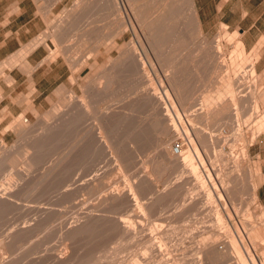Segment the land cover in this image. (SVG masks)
I'll return each instance as SVG.
<instances>
[{
    "label": "rangeland",
    "instance_id": "rangeland-1",
    "mask_svg": "<svg viewBox=\"0 0 264 264\" xmlns=\"http://www.w3.org/2000/svg\"><path fill=\"white\" fill-rule=\"evenodd\" d=\"M135 1L137 4L138 0ZM141 1L144 3L147 1V3L149 2L150 4V2H159L160 0H140L138 3H141ZM106 2L107 0H0V66L8 56L18 53V50L20 51L21 47L35 36L40 35L42 32H53L55 26L60 23L57 21L65 19L62 22L65 23L64 27L66 26L62 32L64 36L61 35L56 41L52 38L50 39V37H46L43 42L39 43L40 45L37 44L34 46L35 49L31 48V52L26 54L25 60L27 62L29 61L28 64L32 66H30L31 72L29 74H26V72L19 67V64H17L18 62H16V65L12 66L13 68L2 69V72L10 75L12 81L9 80V82L11 83L3 80V76L0 75V138H3L2 141H0L4 143V147H1L3 143L2 145L0 144V159L4 156V158H9L10 156L9 159H11V154H15L16 160L15 163L10 164L12 168L9 165H0V193L14 187L13 182L20 179L17 177H19V172L23 168L20 165L22 163H19L21 162L20 160H22L21 153L24 154L23 149L31 148L28 146H30L31 143L33 144L35 140H38L39 143L41 140L40 152L42 151L40 153V155H42L39 156L40 160L37 162L38 165L36 164L37 166H33V171L30 173L31 176L28 178H31V180L28 182V179H20V184L24 187H28L27 189L30 191H32V188H36L35 184L38 181L36 184L38 186L37 191L33 189L34 192H30L26 188L23 189L24 187H22V190H17L16 185V187L13 188L15 190H11L12 192L14 191V195L18 194L15 196L16 198H12L14 200L11 199V201H7L6 199V202L0 199V226L2 224L3 227H1L5 228L2 229L0 227V231H2V233L4 232V236L0 232V236L2 235L0 239L5 240L8 237L9 234H7V232L14 227L13 225L21 230H18L19 232L17 231V234L14 232L15 236L17 235L16 238L14 236L12 239L14 240V243L12 242L14 245L11 243L12 246H5L4 248L8 247L6 248L7 250L0 248V255H2L0 258L6 256L8 264H33L34 262L36 264L38 260L41 262L43 260V262H37V264H175V261L176 263L178 262L177 264H221L217 260L212 261L205 258L199 249L202 248L203 243L205 244L207 240L220 243L222 235L226 236H224L223 239L227 238L226 230L230 229V224L226 221L224 209H227V211L230 210L231 213L229 212V214L232 215V220L236 222L238 230L242 231V229H244L249 238L248 240L251 241L252 239L254 251H260L263 249V242L262 244H260V242L261 239L262 241L264 239V232H262V228L260 229L259 222L257 221H260V218H264V132H258L254 136V139L251 137L255 127L256 129L259 128V130L264 128V0H196L202 24V33L198 36L195 35V30H193L194 26L192 24L191 11L188 4L189 0H172L171 5H174L172 8H175L172 9L173 11L171 13L173 22L171 21L169 25L171 28L169 27V30H167L171 32H169L168 35H166L168 32H165L163 35L164 38L162 37L160 40L156 38L155 41L157 45L154 43V39L152 40V38L148 36L149 30L144 29V34H146L143 38L138 41H133L134 43L132 42L129 44L127 48L122 43L128 40V36H121L118 38V44L120 45L115 48L109 43L112 39L109 35L115 33L114 29H117L116 27L119 26L120 19L114 12H109V10L104 7L107 6ZM174 2H176V4ZM147 3L145 7H143V16L150 13V8L153 9V5L150 4V7ZM75 4L77 9H75ZM146 5L149 7L147 6V8ZM72 8L75 9L73 10L74 12L71 10ZM69 10L72 11L73 16L71 15L70 17L69 15L68 18L66 17V12L69 13ZM105 11L108 15H106ZM64 15L66 18H63ZM114 18L118 19L115 21L113 20ZM115 23L118 25H112ZM111 30L114 33H112ZM149 39L152 41H149ZM142 42H146L147 44L141 45L140 43ZM150 43L152 45H150ZM148 44L154 47L157 46L155 47L156 50L154 47L148 46ZM129 46L134 47L130 48ZM95 48L96 50L93 51ZM120 48L123 51H121ZM123 48L126 49V52ZM131 49L135 51L131 53ZM150 50L155 51L151 52ZM127 52L131 53L129 54L131 56V62L129 60L130 57H127L129 55H126ZM54 55L55 57H53V59L52 56ZM124 57L129 60L127 63V59ZM136 57H138V61ZM149 60H152V62L150 61L151 63H149ZM75 67L78 69L76 70ZM104 73H108V76L111 78L110 84H107V86H103V82H98V77L102 76L100 74ZM215 74H218V76L216 77ZM101 79L103 80V78ZM95 82L98 83L95 84ZM86 86L87 88H91L85 90ZM69 96L71 98L73 97L72 105L76 101L75 98H79V100L80 98L81 100L85 99V101L89 99L86 103L89 107L88 109L86 106L89 112L87 113L86 111L83 113L84 116L81 115L83 116L80 117L81 120L78 118L76 121L72 120V123L69 122L68 126L66 124L64 129L62 126L59 127L58 130L45 131L43 128H45V125L49 122L46 118H49L51 121V118L47 117L51 112V107L56 105L58 109L60 106L63 108V100H68ZM88 101L92 104L88 103ZM213 105L215 109H213ZM91 106L93 108H91ZM32 110H36V114H33L34 112ZM91 110H94L92 111L93 113ZM46 111L50 112L48 113ZM208 111L209 113L215 112V114L219 115L224 113V116L222 115L224 117L223 121H226V123L229 121V123L226 124L217 121L211 124L207 121L205 125L203 120H200L203 122L198 120L200 122H198L200 128L204 129L207 126L209 129H205L210 130L212 133L217 132L214 130H216V128L218 130V125L220 123L222 127L219 126V129H222V134L224 138H226L221 140L222 142L213 143V146L215 145L214 149L213 146H209L213 152L211 149H207L208 147L206 148L207 150H205L204 146H201L202 144L199 145L196 143L197 150L198 152L200 151L199 153L204 161V166L201 165V167H204L205 169L203 168V170L205 171H202L198 163L199 161L194 155L193 160H197L195 163L196 165L198 164V173H200L196 174V176H193V173L189 170H184V168H180V170L174 167V169H172L173 167L170 168V164L166 163V166H169L166 172H163V170H161L163 173L154 171L157 175L153 172L151 173L154 175L149 173L150 177L152 176L150 178L152 180L149 179L147 180L148 182L146 181V183H143V187L146 184L147 187L149 186L148 189L145 186L144 189L146 188V190H144L145 192L143 191L142 194H140V192H135L136 202L143 203L139 207L134 205L131 198L133 197L132 192H130L131 190L126 184L134 183L136 179L145 175V172L151 171L150 166L152 167V165L155 166L163 162V143L170 148L173 142H178L180 145V152L186 155L189 151L186 136L190 135L193 137V125H197V118L195 119L194 117L200 115L201 112L204 114L208 113ZM22 112L25 113L23 114ZM44 112H46L47 116H45L46 114H44ZM21 113L23 118L27 117L26 122L29 125L27 135L26 133L20 135L17 132V134H15L10 126L13 117L15 118ZM41 115L45 116V118H42ZM225 115L227 116L226 118ZM38 118L41 120L43 119L42 121L39 119L42 123L37 121ZM35 122H38L39 124H37L39 126H37ZM163 124L166 126L168 125L169 128L165 130V125L162 127ZM35 125L38 128H36ZM202 125L205 126L203 127ZM212 125L213 130L212 128L210 129ZM9 126L11 127L10 130L8 129L10 128ZM98 126H101V128ZM214 126H216V128H214ZM4 127H7V130L3 132L2 130ZM32 127L35 132L40 130L39 133L38 131L36 132L38 135L32 130ZM197 127L199 128V126H196V128ZM99 131L102 133V136L100 135L101 138H99ZM255 131H258V129ZM18 134L23 137L21 138ZM39 134L42 136V139L39 137ZM49 134L53 136L50 137ZM105 134L109 137L108 141L110 143L106 140L108 137L104 136L103 139V135ZM25 137L29 138H27L29 142L24 139ZM31 137H34V139H31ZM43 138L45 139L43 140ZM30 139L34 141L30 142ZM42 140L45 142L43 143ZM193 141H195V139H193ZM19 142H22L21 146L24 148L19 147ZM105 142L112 145L108 146ZM16 143L19 146H16ZM26 144L29 145L27 146ZM111 146H113L114 149H112L113 147ZM199 146L202 149H200ZM216 148L219 149L216 150ZM13 149L16 151L13 152ZM28 149L27 151L30 152L31 149ZM208 150L210 151L208 152V156L211 157L213 155L214 159H212V157L207 158L206 152ZM18 151L21 152V156H19L20 154ZM112 152H119L117 154L123 156L122 160L126 159L124 163L120 160L121 158L119 159L120 156L115 157ZM215 154L217 155L216 157L214 156ZM16 155L19 156V159ZM113 158L117 159L114 160ZM118 160H120L121 164H119L120 162ZM117 162H119V165L116 164ZM146 166L148 169H145ZM16 169L18 171L17 177L14 175L17 171L13 173ZM119 169L121 170L119 171ZM207 174H209V176ZM42 175L44 177H42ZM36 176L39 178L37 179ZM78 176H80V178ZM154 177L156 178L154 179ZM208 177L210 178L208 179ZM22 181L25 183L23 184ZM8 183L12 184V187H9L10 185H8ZM32 184L34 186H32ZM30 186L32 188H30ZM213 186L218 189L217 192L214 191ZM229 186L230 188H228ZM114 188L119 189L121 194L119 193L118 195L122 197V200L118 196L120 201L118 199L116 200L117 203L115 208L111 206L108 209L110 211L112 210L111 212L108 210V212L101 211L103 212V216L105 215V218L113 216L111 217L112 219H110L111 221L107 218L110 221H108L110 227L120 222V220L116 222L119 217L121 220L124 219L132 222L135 229H137V225H140L139 222H142L143 224L141 223V227L139 226L142 230L138 228L137 231L141 233H148L149 231V233H152V236H154L152 239L157 240L156 242L154 240V242L158 245L160 239L163 240V242L160 241V251H158V249L154 251V249L149 250L145 248L144 244L138 242L139 238L137 237V240H135L136 238L134 237L133 239L131 236V238L128 237L129 239L126 238L127 236L125 237L126 239H123V236H117L118 232L111 230L109 225L107 226L108 223L106 224L107 227L103 226L105 225L104 223L107 222L104 219V221L102 219H100L99 222L97 221L98 225L95 226L97 229L95 227L93 229V231L96 230L94 231L97 233L96 236L93 232H88L93 236L84 232L75 235L70 238V240L67 238L65 239L63 232L70 222L72 223L75 221L76 218H78L77 215L80 217V214L82 215L86 210H89L91 208V202H95L101 193L108 190L110 192L112 191L111 189ZM78 189L80 191L77 192ZM87 191L89 192L87 193ZM153 193H156V195ZM158 193H160V196H158ZM25 194L27 195L25 196ZM33 195L34 197L37 195L35 198H39L38 201L40 202L36 199V205L34 204L35 206L30 207V209L25 205L32 202V200L29 201V199H33ZM15 200L19 201V208L17 207L18 201H16V205L13 203ZM88 206L89 209L87 208ZM23 207H25V209ZM231 209H235L238 213L233 210L236 215L232 214L233 212ZM95 211L98 214L101 213L99 210H94L95 214H97ZM33 213L34 216L39 215V217L37 219L34 218ZM115 215H117V218ZM217 216L221 217L220 221H218L219 217ZM42 218H44V220ZM11 219H13V221ZM134 221L135 223H133ZM67 223L68 225H66ZM24 224H27L26 226L28 228ZM34 224L36 227H32ZM61 224H64L63 227ZM218 224H220V226ZM99 225L102 226V230L101 227H97ZM223 225L224 228L222 227ZM6 226L8 229H6ZM151 226L155 229H152ZM168 226L171 229H169ZM227 226H229V228H227ZM143 227H145L146 230ZM163 227L164 230L167 231L164 235L162 234L164 233V230H162ZM22 228H27L25 231L30 229L24 234ZM60 228L62 231H60ZM160 228L163 232L159 230ZM172 228H174L173 235H170L172 233L171 230H173ZM143 229L145 230L144 232ZM154 230L156 232L158 231L159 234L161 233L160 236L157 235ZM137 231L135 234L139 237L141 233ZM153 232L155 235H153ZM8 233H11V230ZM106 233L108 234L106 235ZM115 236L117 238H115ZM156 236L162 238L159 239ZM60 238H62V240ZM166 238H168V242L164 240ZM40 239L41 242L39 243ZM67 240H69L70 243H68ZM61 241L63 243V247L61 245L63 249L60 247ZM135 241L138 243L135 244ZM46 244L49 247L48 249ZM64 244L66 246H64ZM67 245H71L70 248ZM164 245H167V247L170 246L168 247L169 249ZM14 246L18 248V252L16 249L12 248ZM114 247L116 248V256L119 255L116 258L113 255L115 252ZM118 247L123 249L121 250L122 252L119 251L120 249H117ZM40 248L44 250H40ZM66 248L69 250L67 251ZM197 248L198 250H196ZM30 249L34 251L36 255L33 254ZM139 249L143 251L140 253ZM58 250L70 252L69 255H67V260L58 261V259L56 260L53 258L54 253L56 254L59 252ZM37 251L42 253V256ZM44 251H48L47 255ZM150 251H152V253ZM161 251L165 252V257H168V261L164 256H162L163 259H161L160 254H164ZM148 252L151 254L149 255ZM155 252L157 253L155 254V258L161 259V261L157 259L158 261L155 262L156 259L154 257L152 258L151 255L154 256ZM117 253L122 254L117 255ZM145 253L147 254L145 255ZM33 255L34 257H32ZM29 257L35 260L30 261V259H28ZM39 257H41L42 260ZM111 257L115 258V261L117 258L119 259L116 263L112 260L113 263L111 260H107L109 258L112 259ZM164 258L166 260H164ZM94 259L96 263H93ZM178 259L181 260V262H179ZM227 259L228 261L222 264H235L236 262L232 257H228ZM263 260L262 256H258L256 264H259ZM10 261L11 263H9ZM163 261H165V263ZM263 262L261 264H263Z\"/></svg>",
    "mask_w": 264,
    "mask_h": 264
},
{
    "label": "bare ground",
    "instance_id": "bare-ground-1",
    "mask_svg": "<svg viewBox=\"0 0 264 264\" xmlns=\"http://www.w3.org/2000/svg\"><path fill=\"white\" fill-rule=\"evenodd\" d=\"M140 0H138V2H139ZM146 1V0H145ZM172 0H160L159 2H157V4H156V2L155 1H153L152 3L150 2V4L151 5H153L152 6V8L153 9H151L150 8V13L149 14H147L146 16H143L144 14H143V7H145V4L147 3V1L144 3L143 1H141V3H138L137 2V4H136V1L135 0H107V6H104V7H106V9H108L109 10V12H114V14H116L118 17H119V19H120V21H119V26H117L116 25V23L115 24H112V25H116L117 27V29H114L115 30V33L112 31V33H114L113 35H109V37H111L112 39L110 40L111 42H109V43H111V46H113L114 48L115 47H117L118 45H120V44H118L119 43V41H118V38H120L121 36H124V37H126V36H128V40L126 41L125 40V42H123L122 44L123 45H125V47L127 48V46L129 45V44H131L133 41H138V40H140L141 38H143V36L146 34H144V29H147V30H149V34H148V36H150L151 38H152V40L154 39V41L156 40V38H158L159 40H160V38H162L163 37V35H164V33L165 32H168V33H166V35H168L169 34V32H171V31H167V30H169L168 28L170 27L169 25H170V23H171V21L173 20V18L171 17L172 15H171V13H172V9H175V8H172V7H174V5H171L172 4V2H171ZM178 1V0H177ZM82 2V1H81ZM180 2V1H179ZM183 2V1H182ZM175 4H176V2H174ZM147 4H149V2L147 3ZM150 4H149V6H150ZM179 4V3H178ZM189 7H190V11H191V20H192V24H193V26H194V29L193 30H195V35H200V33H202V24H201V18H200V15H199V13H198V7H197V4H196V0H189ZM103 5V4H102ZM101 5V6H102ZM148 5H146V7H147ZM148 6V7H149ZM147 7V8H148ZM151 7V6H150ZM146 8V9H147ZM75 9H77L76 8V4H75ZM74 8H72L71 10L73 11V10H75ZM103 9V8H102ZM105 9V10H106ZM79 10V9H78ZM70 11V10H69ZM72 11H70L69 13H67L66 12V17H68L69 15H70V17H71V15L73 16V14H72ZM74 12V11H73ZM108 12V11H107ZM71 13V14H70ZM105 13H106V11H105ZM104 13V14H105ZM111 14V13H110ZM106 15H108V13H106ZM112 15V14H111ZM59 17V16H58ZM62 17V16H61ZM65 17V15H64V17L63 18H66ZM115 17V16H114ZM185 17V16H184ZM62 18V19H63ZM69 18V17H68ZM181 18V17H180ZM116 19H118V18H114L113 20H115L116 21ZM65 19H63V20H59V21H57V22H60L59 24H57L56 26H55V29H54V31L53 32H42L40 35H37V36H35L34 38H32L29 42H27L23 47H21V49H20V51L18 50V53H15V54H13V55H11V56H8V58L5 60V61H3L2 63H1V66H0V75L1 76H3V80H6L7 82H9V80L10 81H12L11 80V77H10V75L8 74V73H5V72H2V69L3 68H9L10 69V67L11 68H13L12 66H14V65H16V62H18L17 64H19V67L24 71V72H26V74H29L31 71H30V64H28V62L25 60V56H27L26 54L27 53H30L31 52V48H34L35 49V47L34 46H36L37 44L38 45H40L39 43L40 42H43V40L44 39H46V37H50V39L52 38L53 40H57V39H59L60 38V36L61 35H63V30H64V28L66 27H64V25H65V23L64 22H62V21H64ZM70 20V19H69ZM67 21V20H66ZM65 21V22H66ZM68 22V21H67ZM173 22V21H172ZM54 23V22H53ZM64 23V24H63ZM110 23V22H109ZM114 23V22H113ZM189 23V22H188ZM178 24V23H177ZM55 25V24H54ZM173 27V26H172ZM171 28V27H170ZM171 30V29H170ZM110 32V31H109ZM73 34V33H72ZM225 34V33H224ZM67 35V34H66ZM64 36V35H63ZM166 37V36H165ZM62 38V37H61ZM164 38V37H163ZM168 38V37H167ZM147 39V38H146ZM151 39H149V41H152ZM100 41V40H99ZM175 42V41H174ZM45 43V42H44ZM134 43V42H133ZM146 43V42H145ZM145 43H140L141 45L142 44H145ZM152 43V42H151ZM150 43V45H152ZM154 43H156L157 44V42L155 41ZM61 44V43H60ZM139 44V45H140ZM147 44V43H146ZM173 44V43H172ZM123 45H121V46H123ZM140 45V46H141ZM149 44H148V46H150ZM154 45V44H153ZM158 45V44H157ZM174 45V44H173ZM109 46H110V44H109ZM135 46V45H134ZM134 46H129L130 48H133ZM144 46V45H143ZM146 46V45H145ZM94 47H96V46H94ZM93 47V48H94ZM136 47H137V45H136ZM150 47H154V46H150ZM155 47H157V46H155ZM154 47V49L156 50V48ZM160 47V46H159ZM143 48V47H142ZM168 48H169V46H168ZM170 48H173V47H170ZM123 49H125V48H123ZM30 50V51H29ZM96 50V48L95 49H93V51H95ZM120 50H121V48H120ZM148 50V49H147ZM154 50V51H155ZM29 51V52H28ZM33 51V50H32ZM121 51H123V50H121ZM125 52H126V49L124 50ZM135 51V50H134ZM134 51H132V49H131V53L132 52H134ZM145 51V50H144ZM151 51V50H150ZM153 51V50H152ZM151 51V52H152ZM153 51V52H154ZM59 52V51H58ZM130 52V51H129ZM129 52H127V54L126 55H129V54H131V53H129ZM136 53H138V52H136ZM136 53H135V56H136ZM134 54V53H133ZM123 56H125L124 54H122ZM133 57H135L134 55H132ZM138 56V55H137ZM53 57H55V55L54 56H52V58ZM127 57H130L129 58V60H130V62H131V56L129 55V56H127ZM141 57V56H140ZM139 57V58H140ZM180 57V56H179ZM125 58V57H124ZM137 58V61H138V57H136ZM54 59V58H53ZM125 59H127V58H125ZM132 59H134V58H132ZM128 59H127V61H126V63L129 61ZM146 60V59H145ZM221 60V59H220ZM136 61V60H135ZM152 62V60H149V63H151ZM172 63V62H171ZM154 64V63H153ZM174 64H176V63H174ZM79 65V64H78ZM224 65V64H223ZM124 66H126V65H124ZM150 66H151V68L153 69V67H152V65L150 64ZM32 67V66H31ZM127 68H129V67H127ZM225 68V67H224ZM34 69V68H33ZM72 69V68H71ZM75 69L77 70L78 68H76L75 67ZM129 69H131V68H129ZM155 71V70H154ZM157 71V70H156ZM148 72V71H147ZM165 72V71H164ZM151 73V72H150ZM157 73V72H156ZM227 73V72H226ZM76 74V73H75ZM154 74H155V72H154ZM100 75H102V76H100V77H98L99 78V80H98V82L99 83H101V82H103V86L105 85V86H107V84L109 85L110 83V81H111V78L108 76L109 74L107 73H104V74H100ZM112 75V74H111ZM157 75H158V73H157ZM156 75V76H157ZM214 75V74H213ZM212 75V76H213ZM216 75V74H215ZM222 75V74H221ZM218 76V74L216 75V77ZM220 76V75H219ZM114 77V76H113ZM167 77H169V76H167ZM215 77V78H216ZM224 77V76H223ZM73 78H76V77H73ZM101 78H103V80L101 79ZM225 78V77H224ZM252 78V77H251ZM70 79V78H69ZM102 81H101V80ZM165 79V78H164ZM228 79V78H227ZM226 79V80H227ZM71 80V79H70ZM113 80V79H112ZM77 81V80H76ZM94 81H95V79H94ZM160 81V80H159ZM167 81V80H166ZM214 81V80H213ZM216 81V80H215ZM98 82H95V84L96 83H98ZM212 82V81H211ZM210 82V83H211ZM9 83H11V82H9ZM78 84V83H77ZM220 84H221V80H220ZM225 84V83H224ZM98 85V84H97ZM96 85V86H97ZM177 85V84H176ZM208 85V84H207ZM212 85V84H211ZM174 86V85H173ZM224 86V85H223ZM91 87H92V85H91ZM91 87H88V88H91ZM86 88V89H85ZM84 89L85 90H87L88 88H87V86L85 87ZM95 88V87H94ZM105 88V87H104ZM248 88V87H247ZM96 89H98V88H96ZM95 89V90H96ZM252 89V88H251ZM108 90V89H107ZM172 90H174V89H172ZM90 91V90H89ZM117 91V90H116ZM171 91V90H170ZM209 91H210V89H209ZM248 91V90H247ZM250 91V90H249ZM165 92V91H164ZM82 93H84V92H82ZM179 93V92H178ZM210 93V92H209ZM247 93V92H246ZM250 93V92H249ZM252 93V92H251ZM95 94V93H94ZM117 94V93H116ZM206 94H207V92H206ZM214 94V93H213ZM253 94V93H252ZM118 95V94H117ZM251 95V94H250ZM113 96V95H112ZM115 96V95H114ZM204 96V95H203ZM202 96V97H203ZM207 96V95H206ZM205 96V97H206ZM70 97V96H69ZM68 97V100L66 99H64L63 101H64V107L62 108L61 106H60V108H62V109H58L57 107L58 106H56V105H53L51 108V112L49 113L48 111H46V112H48L49 114H48V116H47V114H46V112H44V114H46L45 116H47V117H50L51 118V121H50V119L49 118H46V119H48L49 120V122L45 125V128H43L45 131H49V130H51V131H53L54 129H57L58 130V128L59 127H62L63 126V129H64V126L67 124V126H68V123L69 122H71L72 120H77L78 118H79V120H81L80 119V117H83L84 115H83V113H85L86 111H87V108L89 109V107H88V105L86 104L87 103V100H89V99H87L86 101H85V99L83 100H81V98H80V100H79V98H75L76 99V101H75V103L72 105V101H73V97L71 98H69ZM78 97V96H77ZM87 98V97H86ZM124 98V97H123ZM1 99V98H0ZM120 99V98H119ZM230 99V98H229ZM228 99V100H229ZM115 100V99H114ZM227 100V101H228ZM93 102V101H92ZM58 103V102H57ZM88 103H90V104H92L91 102H89L88 101ZM135 104V103H134ZM217 104V103H216ZM230 104V103H229ZM225 105V104H224ZM226 105H227V103H226ZM86 106H87V108H86ZM90 106V105H89ZM220 106V105H219ZM221 106H223V105H221ZM251 106V105H250ZM187 107V106H186ZM207 107V106H206ZM34 108V107H33ZM32 108V109H33ZM91 108H93L92 106H91ZM90 108V109H91ZM191 108V107H190ZM209 108V107H208ZM35 109V108H34ZM213 109H215L214 108V105H213ZM227 109V108H226ZM243 109V108H242ZM39 110H40V108H39ZM217 110V109H216ZM222 110V109H221ZM30 111V110H29ZM33 111V110H32ZM36 111V110H35ZM35 111H33L32 113L33 114H36V112ZM92 111H94V110H91V112ZM207 111V110H206ZM211 111V110H210ZM219 111H220V109H219ZM225 111V110H224ZM31 112V111H30ZM38 112H40V111H38ZM41 112H42V110H41ZM89 111H87V113H88ZM194 112V111H193ZM212 112V111H211ZM217 112V111H216ZM23 113V112H22ZM22 113L21 114H19L18 116H16L15 118L13 117V119H12V123H11V127H12V129L14 130V132H15V134H17V133H19L20 135L21 134H23L24 135V133H26V135H27V130L29 129V125L27 124V122H26V118H23V116H22ZM25 113V112H24ZM23 113V114H24ZM93 113V112H92ZM110 113V112H109ZM131 114V113H130ZM193 114V113H192ZM224 114V113H223ZM222 114V115H223ZM81 115H83V116H81ZM93 115V114H92ZM190 115V114H189ZM222 115H219V114H215V112H213V113H209V111H208V113H204V114H202V112H201V114L200 115H198V116H195L194 118L197 120L196 121V123H197V125L196 126H199V128L197 127L196 128V126L195 125H193L194 126V130H192V133H193V137H191L190 135H187L186 137V140H187V142H188V146H189V151L186 153V155H183V153L182 152H180V149H179V152H173L170 148H168V146L165 144L164 145V143H163V147H162V150H163V153H162V155L164 156L163 158H164V160H163V162L162 163H160V164H158V165H155V166H153L152 165V167L150 166V168H151V171L149 170V172H145V175H142L140 178H138V179H136L135 180V182L134 183H132V182H130V183H132V184H126V186L131 190L130 192H132V195H133V197H131L132 195L131 194H129V195H131L130 197L132 198V203L134 204V205H136V206H141V204L143 203L142 201V203H140V202H136L137 200H136V195H135V192H137V193H139L140 192V194H142L143 193V191L144 190H146V188L144 189V187L147 185H144V187H143V183H146V181L147 180H149L151 177H150V175H149V173H151V172H153V173H155V172H157V171H159L160 173H163L164 171L166 172V169L168 170L169 169V166H166V163H169L170 164V168H172V169H174V167H177V168H184V170L186 169V171L187 170H189L191 173H193L194 175L193 176H196V174H200V173H198L199 172V166L201 167V165L202 166H204V161L202 160V156L200 155V151L198 152V150H197V146H196V143L197 144H199V145H201V146H204V148H205V150H207V149H211L209 146H213V143L214 144H216L217 142H220L221 140H224V139H226V138H224V135L222 134V129H219V126H221L220 125V123H222V122H224L223 121V119H224V115L222 116ZM232 115H234V114H232ZM35 116V115H34ZM42 116V115H41ZM45 116H42V118L44 117L45 118ZM86 116V115H85ZM111 116V115H110ZM192 116H194V115H192ZM191 116V117H192ZM36 117V116H35ZM227 116L225 115V118H226ZM88 118V117H87ZM112 118V117H111ZM193 118V119H194ZM33 119H34V117H33ZM32 119V120H33ZM39 119L40 118H38V120L37 121H39ZM230 119V118H229ZM232 119V118H231ZM41 120V119H40ZM43 120V119H42ZM41 120V121H42ZM48 120H46V121H48ZM78 120V121H79ZM200 120H203L204 121V124L206 125V123H207V121L209 122V123H216L217 121H220V123H219V125H218V123H217V125H218V130H217V128H216V126H214V128H216V130H214L216 133H212L210 130H206V129H209V128H207V126L203 129V128H200V125H198L200 122H203V121H199ZM36 121V120H35ZM41 121H39V123L41 122ZM77 121V122H78ZM104 121V120H103ZM114 121V120H113ZM31 122V121H30ZM199 122V123H198ZM38 123V122H37ZM36 122H35V124L37 125V126H39L38 124H37ZM42 123V122H41ZM44 123V122H43ZM72 123V122H71ZM70 123V124H71ZM76 123V122H75ZM74 123V124H75ZM166 123V122H165ZM193 123H195V122H193ZM208 123V124H209ZM224 123H226V121L224 122ZM223 123V124H224ZM227 123H229V121H227ZM226 123V124H227ZM167 124H168V122H167ZM192 124V123H191ZM31 125V124H30ZM35 125V127L36 128H38L37 126ZM165 124H163L162 125V127L164 126ZM204 125V126H205ZM210 125V124H209ZM231 125V124H230ZM237 125V124H236ZM242 125V124H241ZM254 125V124H253ZM9 126V127H10ZM70 126V125H69ZM168 126V125H167ZM166 125H165V130H167L168 128H169V126L167 127ZM181 126V125H180ZM203 126V125H202ZM203 126V127H204ZM211 126V125H210ZM209 126V127H210ZM11 127L10 128H8L9 130L11 129ZM66 127V126H65ZM98 127H100L101 128V126H98ZM222 127V126H221ZM220 127V128H221ZM238 127V126H237ZM264 127V126H263ZM35 128V129H36ZM41 128V129H42ZM84 128V127H83ZM100 128H98V129H100ZM109 128V127H108ZM212 128V130H213V125H212V127H210V129ZM239 128H240V126H239ZM261 128V127H260ZM42 129V130H43ZM60 129H62V128H60ZM103 129V128H102ZM192 129V128H191ZM236 129H238V128H236ZM258 129V131H255V130H257ZM256 129V127H255V134H254V131H253V134H252V139H254L255 137V135L258 133V132H260V131H262V132H264V128H262V129H260L259 130V128H257ZM5 130H7V127H4L3 128V132L5 131ZM13 130H12V132H13ZM32 130H33V127H32ZM43 130V131H44ZM112 130V129H111ZM162 130V129H161ZM164 130V129H163ZM164 130V131H165ZM30 131V130H29ZM34 131V130H33ZM32 131V132H33ZM38 131V130H37ZM36 131V132H37ZM40 131V130H39ZM39 131H38V133H39ZM101 131H103V130H101ZM101 131H99V136L101 135L102 136V133H101ZM109 131V130H108ZM252 131V130H251ZM14 132H13V134H14ZM17 132V133H16ZM35 132V131H34ZM33 132V133H34ZM35 132V133H36ZM56 132H58V131H56ZM167 132V131H166ZM238 132H240V131H238ZM31 133V132H30ZM47 133H50V132H47ZM54 133V132H53ZM93 133V132H92ZM95 133V132H94ZM97 133V132H96ZM186 133V132H185ZM15 134H14V136H15ZM18 134V135H19ZM32 134V133H31ZM31 134H29V135H31ZM37 134V133H36ZM35 134V135H36ZM40 134H41V132H40ZM39 134V135H40ZM19 135V136H20ZM25 135V136H26ZM33 135V134H32ZM38 135V134H37ZM44 135H45V133H44ZM49 136H50V134H49ZM53 136V135H52ZM52 136H50V137H52ZM56 136V135H55ZM89 136V135H88ZM101 136L99 137V138H101ZM104 136H106V134L105 135H103V139H104ZM234 136V135H233ZM18 137V136H17ZM21 137V136H20ZM23 137V136H22ZM21 137V138H22ZM30 137V136H29ZM40 138L42 137L41 135L39 136ZM50 137H49V139H50ZM82 137V136H81ZM106 137H108V136H106ZM236 137V136H235ZM16 138V137H15ZM28 138V137H27ZM26 137L24 138V139H26V140H28ZM36 138L38 139V137L36 136ZM3 139V138H2ZM2 139L0 138V140L2 141ZM31 139H34V137H31ZM31 139H30V142H33V141H31ZM42 139V138H41ZM45 138H43V140H44ZM85 139V138H84ZM108 139H109V137L106 139L107 140V142H109L108 141ZM193 139H195V141H193ZM43 140H42V142H43ZM98 140H100V139H98ZM136 140V139H135ZM134 140V141H135ZM237 140V139H236ZM0 141V144L2 145V143L3 142H1ZM18 141V140H17ZM19 141H20V138H19ZM22 141V140H21ZM103 141V140H102ZM226 141V140H225ZM230 141V140H229ZM23 142V141H22ZM22 142L20 143V146L19 145H17V143H16V146H19V147H22L21 146V144H22ZM28 142H29V140H28ZM45 142V141H44ZM43 142V143H44ZM89 142H90V140H89ZM92 142V141H91ZM96 142V141H95ZM101 142V141H100ZM222 142V141H221ZM40 143H41V140H40ZM40 143H39V141L38 140H35L34 141V143L32 144L31 143V145L30 146H28L29 144H26L28 147H31V148H29V149H31L30 150V152H28L27 151V149H25L24 147H22V148H24L23 149V152H24V154L23 153H21L22 152V149H21V152H19V154L21 153L22 154V156H21V154L19 155L18 154V152H17V154L19 155V156H21L22 157V160H20L21 162H19V163H22V164H20L21 165V167H23L22 168V170L20 171L18 168V170L20 171L19 172V177H17V174H18V171H17V169L16 170H14L13 171V173H16L15 171H17V173L16 174H14V175H16V177L17 178H20V179H28L30 176H31V171H33L32 169H33V166L34 165H36L37 164V162H38V160H40L39 159V156H41L40 155V153L42 152H40ZM81 143V142H80ZM88 143V142H87ZM106 143V142H105ZM110 143V142H109ZM25 144V143H24ZM48 144V143H47ZM97 144V143H96ZM99 144V143H98ZM103 144V143H102ZM160 144H162V143H160ZM220 144V143H219ZM218 144V145H219ZM100 145H101V143H100ZM106 145H108V146H110V145H112V144H107L106 143ZM26 146V147H27ZM48 146V145H47ZM99 146V145H98ZM97 146V147H98ZM215 146V145H214ZM214 146H213V149H214ZM1 147H4V143H3V146H1ZM15 147V146H14ZM44 147V146H43ZM72 147V146H71ZM90 147V146H89ZM95 147V146H94ZM100 147V146H99ZM111 147H113V146H111ZM110 147V148H111ZM200 147V146H199ZM208 147V148H207ZM216 147H217V145H216ZM103 148V147H102ZM207 148V149H206ZM219 148H221V147H219ZM218 148V149H219ZM28 149V150H29ZM79 149H81V148H79ZM112 149H114V147L112 148ZM200 149H202L201 147H200ZM217 148H216V150H218ZM222 149V148H221ZM220 149V150H221ZM72 150V149H71ZM204 150V151H205ZM216 150H214V151H216ZM16 150H14L13 149V152H15ZM32 151V152H31ZM93 151V150H92ZM202 151V150H201ZM211 151H212V149H211ZM4 152V151H3ZM102 152V151H101ZM208 152H210L209 150L206 152L207 153V156L209 155L208 154ZM213 152V151H212ZM219 152V151H218ZM221 152V151H220ZM117 153H119V152H115V153H113L112 152V154H113V156H120L119 157V159L121 160V161H123V163H124V160H126V159H124V160H122L123 159V156L121 155V154H117ZM131 153V152H130ZM216 154H218L217 152H215ZM223 153V152H222ZM79 154V153H78ZM94 154V153H93ZM126 154V153H125ZM202 154H203V152H202ZM214 155L215 157L217 156V155ZM220 154V153H219ZM224 154V153H223ZM4 155V154H3ZM12 155V158L11 159H9L10 158V156H9V158H2V159H0V165H9L10 166V164H13V163H15L16 162V160H15V154H11ZM18 155H16V156H18ZM128 155V154H127ZM193 155L196 157V159H198V163H199V166H198V164L196 165V161H194L193 160ZM210 155H211V153H210ZM221 155V154H220ZM19 156H18V159H19ZM82 156V155H81ZM223 156V155H222ZM76 157V156H75ZM77 157H79V156H77ZM210 156H208L207 158H209ZM212 157V159H214L213 158V155L211 156ZM210 157V158H211ZM243 157V156H242ZM1 158V157H0ZM65 158V157H64ZM96 158V157H95ZM224 158V157H223ZM222 158V159H223ZM226 158V157H225ZM17 159V158H16ZM114 159V158H113ZM117 159V158H116ZM116 159H114V160H116ZM241 159H243V158H241ZM74 160V159H73ZM120 160H118L119 162H120ZM232 160V159H231ZM18 161V160H17ZM221 161H223V160H221ZM227 161V160H226ZM59 162V161H58ZM85 162V161H84ZM119 162H117L116 164H118ZM224 162H225V159H224ZM222 163V162H221ZM74 164V163H73ZM86 164V163H85ZM85 164H84V166H85ZM119 164H121V162L119 163ZM118 164V165H119ZM235 164H236V162H235ZM16 165V164H15ZM23 165V166H22ZM38 165V164H37ZM36 165V166H37ZM122 166H124V165H122ZM198 166V167H197ZM223 166H225V165H223ZM5 167V166H4ZM7 168H10V167H8V166H6ZM15 167H18V166H15ZM14 167V168H15ZM89 167V166H88ZM2 168V167H1ZM6 168V169H7ZM12 168V167H11ZM65 168V167H64ZM202 168V167H201ZM204 168V167H203ZM203 168H202V171H205V170H203ZM41 169V168H40ZM124 169V168H123ZM145 169H148V167L146 166L145 167ZM165 169V170H164ZM176 169V168H175ZM178 169V170H179ZM205 169V168H204ZM10 170V169H9ZM12 170V169H11ZM42 170V169H41ZM85 170V169H84ZM116 170V169H115ZM121 169H119V171H120ZM161 170H163V172L161 171ZM181 170V169H180ZM201 170V169H200ZM207 170V169H206ZM81 171V170H80ZM118 171V170H117ZM127 171V170H126ZM155 171V172H154ZM201 171V172H202ZM36 172V171H35ZM52 172V171H51ZM144 172V171H143ZM159 172H157V173H159ZM178 172V171H177ZM64 173V172H63ZM147 173V174H146ZM153 173H151V175H154ZM190 173V174H191ZM3 174V173H2ZM72 174V173H71ZM142 174V173H141ZM144 174V173H143ZM156 174V173H155ZM210 174V173H209ZM209 174H207L208 176H209ZM35 175V174H34ZM157 175V174H156ZM155 175V176H156ZM225 175V174H224ZM234 175V174H233ZM38 176V175H37ZM37 176H36V178H37ZM44 176H45V174H44ZM43 175H42V177H44ZM70 176V175H69ZM73 176V175H72ZM130 176H132V175H130ZM217 176V175H216ZM223 176V175H222ZM15 177V178H16ZM48 177V176H47ZM79 178H80V176H78ZM211 177V176H210ZM210 177H208V179L210 178ZM39 178V177H38ZM37 178V179H38ZM49 178V177H48ZM62 178V177H61ZM60 178V179H61ZM65 178V177H64ZM125 178V177H124ZM156 177H154V179H155ZM226 178V177H225ZM14 179V178H13ZM20 179L17 181V180H15V182H13V186L14 187H16V185H17V190L18 189H20V190H22V187H24L22 184H20ZM35 179V178H34ZM36 179V180H37ZM42 179V178H41ZM45 179V178H44ZM76 179V178H75ZM82 179V178H81ZM81 179H80V181H81ZM132 179V178H131ZM211 179H213V178H211ZM210 179V180H211ZM220 179V178H219ZM11 180V179H10ZM31 180V178L30 179H28V182ZM43 180V179H42ZM41 180V181H42ZM124 180V179H123ZM150 180H152V179H150ZM41 181H40V183H41ZM130 181V180H129ZM132 181H133V179H132ZM154 181V180H153ZM223 181V180H222ZM11 182V181H10ZM27 182V181H26ZM28 182H27V184H28ZM44 182V181H43ZM104 182V181H103ZM148 182V181H147ZM213 182V181H212ZM211 182V183H212ZM221 182V181H220ZM224 182V181H223ZM22 183L24 184L25 182H23L22 181ZM35 183V182H34ZM33 183V184H34ZM38 183V181L36 182V184ZM80 183V182H79ZM32 184V186H34ZM35 184V186H36V188H32L31 186H30V188H32L31 190L33 191V189H36V191H37V185ZM105 184H106V182H105ZM156 184V183H155ZM214 184V183H213ZM212 184V185H213ZM8 185H10L9 187H12V184H9L8 183ZM7 185V186H8ZM48 185H49V183H48ZM62 185V184H61ZM75 185V184H74ZM79 185H81V184H79ZM99 185V184H98ZM152 185V184H151ZM166 185V184H165ZM221 185V184H220ZM4 186V185H3ZM25 186H26V184H25ZM44 186V185H43ZM51 186V185H50ZM225 186V185H224ZM223 186V187H224ZM14 187H12V188H10V189H7V190H2L3 192L2 193H0V199H3L4 201H6V199H7V201H11V199L12 198H16L15 196H17V195H14V191L12 192L11 190L14 188ZM74 187V186H73ZM147 187V186H146ZM149 187V186H148ZM148 187H147V189H148ZM156 187V186H155ZM214 188V191L215 192H217V188H215V186H213ZM220 187H222V186H220ZM252 187V186H251ZM250 187V188H251ZM256 187V186H255ZM2 188V187H1ZM8 188V187H7ZM27 189L28 187H24L23 189ZM29 188V189H30ZM63 188V187H62ZM95 188V187H94ZM123 188V187H122ZM127 188V189H128ZM157 188V187H156ZM228 188H230V186L228 187ZM4 189V188H3ZM39 189V188H38ZM90 189H91V187H90ZM93 189V188H92ZM110 189V188H109ZM155 189V188H154ZM226 189V188H225ZM235 189V188H234ZM13 190H15V189H13ZM28 190V189H27ZM40 190V189H39ZM38 190V191H39ZM112 191H110L109 192V190L108 191H106V192H104V193H101L99 196H98V198L95 200V202H91L92 204H90L91 206V208L89 209V206L87 207L89 210H86V212L85 211H83V212H85L84 214H80V217L77 215V217L78 218H76V220L75 221H73L72 223L70 222V224L68 225V223L66 224V225H68L67 226V228L65 229V231L63 232V236L65 237V239L67 238V239H69L70 240V238H72V237H74L75 235H79V234H81V233H84V232H86V234H91L92 232H93V234L95 233L94 231H96V230H94L93 231V229H94V227L96 226V225H98V223H97V221L99 222V220L100 219H104L105 221H107L106 223H104L105 225H103V226H106V224H107V226L109 225V228L111 229V230H114L115 232H118V235H117V233H116V235L117 236H123V239L126 237V238H128V237H133V239H134V237L136 238H139V241L138 242H140V244H144V246H145V248H148L149 250H153L154 249V251H155V249H158V251H160L161 249V247L159 246V245H161L160 244V241H162L163 242V240H161L160 238H162V237H160L159 238V236H160V234L158 233V231L156 232L155 230V233H157V235H159L157 238H159L160 239V241H159V245L158 244H156L155 242L157 241V240H155V242H154V240L152 239V237H154V236H152V233H149V231H148V229H147V231H148V233L146 232V233H141L140 231H137L138 230V228H139V226L141 225V223L142 222H139L140 223V225H137L138 227H136L137 229H135V227L133 226V224H132V222H130V221H128V220H121V219H119V218H117L116 216L117 215H115V217L117 218V220H116V222L117 221H119L120 220V222L119 223H115L113 226L111 225V227H110V224H109V222L111 221L110 219H112L111 217H113V216H109L110 218H108V217H104L103 216V212H101V211H104V212H106L108 209H109V207H113L114 206V208H115V205H116V200L118 199V194L120 193L119 192V189L118 188H114V189H111ZM162 190V189H161ZM168 190V189H167ZM252 190V189H251ZM28 191H30V190H28ZM32 191H30V192H32ZM42 191H44V190H42ZM48 191V190H47ZM78 191H80L79 189L77 190V192ZM166 191V190H165ZM34 192V191H33ZM75 192V191H74ZM89 191H87V193H88ZM123 192V191H122ZM129 192V193H130ZM145 192V191H144ZM164 192V191H163ZM168 192V191H167ZM16 193V192H15ZM26 193V192H25ZM47 193V192H46ZM50 193V192H49ZM136 193V194H137ZM150 193V192H149ZM157 193V192H156ZM156 193H153L154 195H156ZM30 194V193H29ZM35 194V193H34ZM121 194V193H120ZM160 193H158V196H160L159 195ZM24 195V194H23ZM27 194H25V196H26ZM39 195V194H38ZM47 195V194H46ZM45 195V196H46ZM51 195V194H50ZM54 195V194H53ZM138 196H140L139 194H137ZM145 195V194H144ZM150 195V194H149ZM152 195V194H151ZM166 195V194H165ZM37 196V195H36ZM35 196V197H36ZM49 196V195H48ZM73 196V195H72ZM126 196H128V195H126ZM137 196V197H138ZM157 196V197H158ZM218 196V195H217ZM33 197H34V195H33ZM34 197V198H35ZM40 197L42 198V196L40 195ZM142 197V196H141ZM153 197H155V196H153ZM226 197V196H225ZM253 197V196H252ZM32 198V197H31ZM33 198V199H34ZM54 198V197H53ZM66 198V197H65ZM119 198L122 200V197H120L119 196ZM131 198H128V199H131ZM139 198V197H138ZM152 198V197H151ZM159 198V197H158ZM33 199H29V201L30 200H32V202H34V203H28V204H26L25 206H27V207H32V206H35L36 204H35V201H36V199L37 198H35L34 200ZM39 199V198H38ZM38 199H37V201H38ZM43 199H44V197H43ZM126 199V198H125ZM127 199V200H128ZM156 199V198H155ZM12 200H14V199H12ZM53 200V199H52ZM119 200V199H118ZM140 200H141V198H140ZM158 200V199H157ZM156 200V201H157ZM6 201V202H7ZM16 201H18V200H15V202H13L14 204L16 203ZM26 201V200H25ZM91 201V200H90ZM120 201V200H119ZM129 201V200H128ZM127 201V202H128ZM131 201V200H130ZM144 201V200H143ZM153 201H155V200H153ZM38 202H40V201H38ZM38 202H37V204H38ZM224 202V201H223ZM253 202V201H252ZM8 203H11V202H8ZM12 203V204H13ZM18 203V208H19V201L17 202ZM16 203V204H17ZM54 203V202H53ZM121 203V202H120ZM129 203V202H128ZM131 203V204H132ZM145 203V202H144ZM15 204V205H16ZM35 204V205H34ZM45 204V203H44ZM75 204V203H74ZM83 204V203H82ZM88 204V205H89ZM6 205V204H5ZM81 205V204H80ZM85 205V204H84ZM223 205V204H222ZM1 206V205H0ZM165 206V205H164ZM5 207H7V206H5ZM16 207V206H15ZM20 207H21V205H20ZM59 207V206H58ZM134 207V206H133ZM224 208H226L225 206H223ZM12 208H13V206H12ZM24 209H25V207H23ZM22 208V209H23ZM157 208V207H156ZM223 208V209H224ZM28 209V208H27ZM26 209V210H27ZM31 209V208H30ZM34 209V208H33ZM32 209V210H33ZM45 209V208H44ZM75 209V208H74ZM113 209V208H112ZM200 209V208H199ZM216 209V208H215ZM37 210V209H36ZM40 210V209H39ZM83 210H84V208H83ZM94 210H99V212H101V213H97L96 211V213L97 214H95L94 213ZM115 210V209H114ZM232 210V212H233V210H235V209H231ZM31 211V210H30ZM108 211H110V210H108ZM107 211V212H108ZM112 211V210H111ZM110 211V212H111ZM224 211H225V218L227 219L226 221L227 222H229V224H230V229H227L226 231H227V238H224L223 239V237L225 236H223L222 235V239H221V242L220 243H217L216 241L215 242H213L212 240H207L206 241V239H205V244L203 243V246H202V248L201 249H199L200 250V252L202 253V255L205 257V258H207V259H209V260H212V261H219L221 264L222 263H224V262H226V261H228V257L230 258V257H232L233 259H235L236 260V262H235V264H256L257 262H256V260H257V258H258V256H262V258L264 259V239H263V241H262V239H261V242H260V244H262V242H263V249H261L260 251H258V252H256V251H254V249H253V241H252V239H251V241H249L248 239V237H247V233H246V231L244 230V229H242V231H239L238 230V228L236 227V222H234L233 220H232V218L233 217H231L232 215L231 214H229V212H230V210L229 211H227V209H224ZM13 212V211H12ZM20 212V211H19ZM26 212V211H25ZM27 212H28V210H27ZM33 212V211H32ZM45 212V211H44ZM43 212V213H44ZM73 212V211H72ZM110 212H109V214H110ZM114 212V211H113ZM123 212V211H122ZM159 212V211H158ZM199 212H200V210H199ZM235 212H236V210H235ZM235 212H233L232 214H234V215H236L235 214ZM18 213V212H17ZM31 213V212H30ZM61 213V212H60ZM67 213H68V211H67ZM115 213V212H114ZM231 213V212H230ZM236 213H238V212H236ZM27 214V213H26ZM37 214V213H36ZM38 214H40V213H38ZM66 214V213H65ZM109 214H107V215H109ZM148 214V213H147ZM146 214V215H147ZM6 215V214H5ZM13 215V214H12ZM20 215V214H19ZM30 215V214H29ZM33 216H34V213H33ZM40 216H42V215H40ZM133 216H135V215H133ZM148 216V215H147ZM224 216V215H223ZM3 217V216H2ZM39 217V215L38 216H34V218H38ZM164 217V216H163ZM208 217V216H207ZM217 217H219V220L218 221H220L221 220V217L220 216H217ZM12 218V217H11ZM34 218H33V222H34ZM45 218V217H44ZM44 218H42L43 220H44ZM110 220H108V219ZM136 218V217H135ZM205 218V217H204ZM213 218V217H212ZM223 218V217H222ZM225 218H223V219H225ZM20 219V218H19ZM41 219V220H42ZM75 219V218H74ZM73 219V220H74ZM210 219V218H209ZM208 219V220H209ZM12 221H13V219H11ZM103 220V221H104ZM234 220H235V218H234ZM3 221V220H2ZM10 221V220H9ZM72 221V220H71ZM109 221V222H108ZM153 221V220H152ZM222 221H224V220H222ZM226 221H225V224H226ZM5 222V221H4ZM15 222V221H14ZM102 222V221H101ZM113 222V221H112ZM114 222H115V220H114ZM138 222V221H137ZM148 222V221H147ZM213 222V221H212ZM257 222H259V226H260V229L262 228V232H264V218H260V221H257ZM0 223H1V221H0ZM43 223V222H42ZM102 223V224H103ZM133 223H135V221L133 222ZM157 223V222H156ZM172 223V222H171ZM215 223V222H214ZM223 223V222H222ZM5 224V223H4ZM9 224V223H8ZM17 224V223H16ZM21 224V223H20ZM28 224H29V222H28ZM40 224V223H39ZM38 224V225H39ZM113 224V223H112ZM143 224V223H142ZM224 224V225H225ZM13 225V224H12ZM25 226L27 225V224H24ZM31 225V224H30ZM37 225V224H36ZM62 225V227H63V225L64 224H61ZM147 225V224H146ZM215 225V224H214ZM219 226H220V224H218ZM224 225L222 226L223 228H224ZM228 225V224H227ZM1 226H2V224H1ZM0 226V227H1ZM9 226H11V225H9ZM14 226V227H13ZM12 227V229H10L11 230V233H8L7 231V234H9L8 235V237L7 236H5V237H7L5 240H1L0 239V248H4L5 246H12V244L14 243L13 241L14 240H12L13 239V237L15 236V234H17V231L19 230V229H17V227L15 226V225H13ZM22 226V225H21ZM33 226H35V224L34 225H32V227ZM49 226V225H48ZM106 226V227H107ZM144 226V225H143ZM160 226V225H159ZM170 226V225H169ZM169 226H168V228H169ZM172 226V225H171ZM174 226V225H173ZM216 226V225H215ZM3 227V226H2ZM1 227V228H2ZM27 227V226H26ZM32 227H30V228H32ZM36 227V226H35ZM97 227H101V230H102V226H97ZM141 227V226H140ZM214 227V226H213ZM16 228V229H15ZM19 228V227H18ZM23 228H24V226H23ZM22 228V231L24 230V234H25V232H28L29 231V229H28V231L26 230L25 231V229H27V228H25V229H23ZM96 228V227H95ZM144 229H145V227H143ZM147 228V227H146ZM151 228L152 229H155L154 227H152L151 226ZM167 228V229H168ZM221 228V227H220ZM219 228V229H220ZM225 228H226V226H225ZM227 228H229V226H227ZM259 228V227H258ZM2 229H5V228H2ZM1 229V230H2ZM6 229H8L7 228V226H6ZM21 229V228H20ZM46 229V228H45ZM56 229V228H55ZM61 229V228H60ZM97 229V228H96ZM105 229H107V228H105ZM109 229V230H110ZM139 229H141V228H139ZM143 229V232L146 230H144ZM169 229H171V228H169ZM173 230H171L172 231V233H171V231H170V235H173V231H174V228H172ZM15 230V231H14ZM32 230V229H31ZM99 230V229H98ZM104 230V229H103ZM111 230H110V232H111ZM142 230V229H141ZM159 230H161V228L159 229ZM162 230H164V227H163V229ZM161 230V231H162ZM220 230H222V229H220ZM19 231H21V230H19ZM18 231V232H19ZM54 231V230H53ZM56 231V230H55ZM60 231H62V229L60 230ZM105 231V230H104ZM136 231L137 232H140V233H137V234H140L139 235V237L135 234L136 233ZM261 231V230H260ZM1 233H2V231H0ZM5 232V233H6ZM14 232H16L15 234H14ZM44 232V231H43ZM88 232H91V233H88ZM101 232V231H100ZM106 232H107V230H106ZM163 232V231H162ZM165 232L167 233V231L166 230H164V233H162L163 235L165 234ZM261 232V233H262ZM0 233V234H1ZM4 233V232H3ZM2 233V234H3ZM52 233V232H51ZM50 233V235H51V237H52V234ZM60 233V232H59ZM155 233L153 232V235H155ZM223 233H224V231H223ZM222 233V234H223ZM14 234V235H13ZM21 234V233H20ZM19 234V235H20ZM33 234V233H32ZM43 234V233H42ZM49 234V233H48ZM62 234V233H61ZM96 234L97 233H95V236H96ZM105 234V233H104ZM103 234V235H104ZM108 233H106V235H107ZM111 234V233H110ZM112 234H113V231H112ZM6 235V234H5ZM22 235V234H21ZM92 235V234H91ZM101 235V234H100ZM134 235V236H133ZM163 235H161V236H163ZM249 235V234H248ZM2 236V235H1ZM0 236V237H1ZM3 236H4V234H3ZM49 236V235H48ZM60 236V235H59ZM93 236V235H92ZM260 236H262V235H260ZM17 237V235L15 236V238ZM22 237V236H21ZM24 237V236H23ZM62 237V236H61ZM101 237V236H100ZM130 237V238H131ZM165 237V236H164ZM226 237V236H225ZM250 237V236H249ZM2 238V237H1ZM14 238V239H15ZM63 238V237H62ZM62 238H60L61 240H62ZM83 238V237H82ZM115 238H117L116 236H115ZM125 238V239H126ZM137 238L135 239V240H137ZM168 238H169V232H168ZM168 238H166V239H164V240H166L167 242H168ZM171 238H173V237H171ZM42 239H45V238H42ZM50 239V238H49ZM65 239H63V240H65ZM74 239H76V238H74ZM78 239V238H77ZM129 239V238H128ZM132 239V240H133ZM208 239V238H207ZM18 240V239H17ZM39 240V239H38ZM46 240H47V238H46ZM69 240H67L68 241V243H70L69 242ZM153 240V241H152ZM170 240V239H169ZM172 240V239H171ZM35 241V240H34ZM43 241V240H42ZM60 241V240H59ZM91 241V240H90ZM120 241V240H119ZM123 241V240H122ZM121 241V242H122ZM134 241V240H133ZM132 241V242H133ZM13 242V243H12ZM26 242V241H25ZM30 242H31V240H30ZM41 242V239H40V241H39V243ZM43 242H45V241H43ZM48 242V241H47ZM56 242V241H55ZM66 242V241H65ZM136 242V241H135ZM138 242H136L135 244H137ZM12 243V244H11ZM102 243V242H101ZM115 243V242H114ZM172 243V242H171ZM170 243V244H171ZM37 244V243H36ZM44 244V243H43ZM48 244H49V242H48ZM63 243H62V241H61V244H60V247H61V245H62ZM66 244V243H65ZM64 244V246H66ZM72 244H73V242H72ZM165 244V243H164ZM255 244V243H254ZM14 245V244H13ZM39 245H42V244H39ZM139 245V244H138ZM137 245V246H138ZM168 245V244H167ZM167 245H164L165 247H167ZM43 246V245H42ZM46 246H47V244H46ZM67 246H69V245H67ZM71 246V245H70ZM70 246H69V248H70ZM172 246V245H171ZM16 246H14V247H12L13 249H16V251H17V249L18 248H15ZM21 247V246H20ZM30 247H32V246H30ZM34 247V246H33ZM37 248H39L38 246H36ZM35 247V248H36ZM51 247V246H50ZM59 247V248H60ZM62 247H63V245H62ZM61 247V248H62ZM95 247V246H94ZM94 247H93V249H94ZM140 247V246H139ZM138 247V248H139ZM164 247V248H165ZM168 247H170V246H168ZM167 247V248H168ZM257 247V246H256ZM6 248H8V247H6ZM6 248H4V249H6ZM12 248H11V250H12ZM34 248V249H35ZM49 247L47 246V249H48ZM72 248V247H71ZM115 248V247H114ZM142 249H144L143 247H141ZM162 248H163V246H162ZM255 248V247H254ZM20 249V248H19ZM41 249H43V248H40V250ZM44 249H45V246H44ZM43 249V250H44ZM51 249V248H50ZM63 249V248H62ZM67 249V248H66ZM90 249V248H89ZM113 249V248H112ZM117 249H120L119 251H121V250H123L122 248H117ZM130 249V248H129ZM132 249V248H131ZM137 249V248H136ZM166 249V248H165ZM164 249V251L166 252V250H168V249H166L165 250ZM7 250V249H6ZM9 250V249H8ZM36 250V249H35ZM52 250V249H51ZM57 250V249H56ZM61 250V249H60ZM69 249H67V251H68ZM115 250V252H114V256H115V258L116 257H118L119 255L118 254H122V253H117V255L118 256H116V248L114 249ZM140 251V253H141V251H143V250H141V249H139ZM196 250H198V248L196 249ZM263 250V251H262ZM1 251V250H0ZM10 251V250H9ZM19 251V250H18ZM17 251V252H18ZM28 251H29V248H28ZM30 251H31V249H30ZM59 251V250H58ZM67 251H64V250H62V251H59L58 253H54V255L53 254H51V255H53V258L54 259H58V261H61V260H64V259H66L68 256L67 255H69V253L67 252ZM113 251V250H112ZM135 251V250H134ZM148 251V250H147ZM153 251V252H154ZM158 251H157V253H158ZM4 252H5V250H4ZM8 252V251H7ZM31 252H33V254H35V252L34 251H31ZM38 252V251H37ZM42 252V251H41ZM44 252H46V251H44ZM48 252V251H47ZM47 252H46V255H47ZM53 252V251H52ZM68 254H67V253ZM72 252V251H71ZM90 252V251H89ZM105 252V251H104ZM107 252V251H106ZM122 252V251H121ZM145 252V251H144ZM151 253H152V251H150ZM150 252H148L149 253V255L151 254ZM164 253V254H160V253ZM159 254H160V256H161V259H163V257L162 256H164L165 257V252H163V251H161ZM174 252V251H173ZM1 253V252H0ZM3 253V252H2ZM39 253V252H38ZM37 253V254H38ZM50 253V252H49ZM156 252L154 253V256L153 255H151L152 256V258L154 257L155 258V254H157ZM200 253V254H201ZM7 254V253H6ZM29 254V253H28ZM39 254H41V256H42V253H39ZM45 254V253H44ZM147 253H145V255H146ZM13 255V254H12ZM20 255V254H19ZM26 255H27V253H26ZM36 255V254H35ZM50 255V254H49ZM91 255V254H90ZM109 255H110V252H109ZM141 255V254H140ZM143 255V254H142ZM144 255V256H145ZM177 255V254H176ZM179 255V254H178ZM0 256H2V255H0ZM21 256V255H20ZM22 256H23V254H22ZM40 256V255H39ZM45 256V255H44ZM75 256V255H74ZM111 256V255H110ZM157 256H159V255H157ZM159 256V257H160ZM166 256H167V254H166ZM5 257V258H4ZM4 257H2V258H0V264H8L7 262H8V260L6 259L7 257L6 256H4ZM9 257V256H8ZM26 257V256H25ZM32 257H34V255L32 256ZM31 257V258H32ZM37 257V256H36ZM50 257V256H49ZM71 257V256H70ZM113 257V256H112ZM111 257V258H112ZM20 258V257H19ZM23 258V257H22ZM30 257L28 258V259H30V261L32 260ZM39 258H41V257H39ZM44 258H46V257H44ZM52 258V257H51ZM97 258V257H96ZM99 258V257H98ZM115 258H112V259H107V260H114L115 261ZM136 258V257H135ZM166 259L168 258V257H165ZM164 258V260H166ZM24 259H26V258H24ZM37 259V258H36ZM71 259V258H70ZM100 259V258H99ZM102 259V258H101ZM119 258H117V260H118ZM156 259V258H155ZM158 259V258H157ZM155 260V262L156 261H158V260ZM161 259L159 260V261H161ZM227 259V260H226ZM20 260V259H19ZM18 260V261H19ZM23 260V259H22ZM33 260H35L34 258H33ZM32 260V261H33ZM38 260V259H37ZM36 260V261H37ZM41 260H42V258H41ZM67 260V259H66ZM103 260V259H102ZM116 260V261H117ZM179 260V259H178ZM177 260V261H178ZM12 261V260H11ZM11 261L9 262V263H11ZM16 261V260H15ZM17 261V262H18ZM51 261V260H50ZM116 261H115V263H116ZM167 261H168V259H167ZM166 261V262H167ZM264 261V260H263ZM262 261V262H263ZM22 262V261H21ZM20 262V263H21ZM25 262V261H24ZM37 262H41V261H37ZM37 262H36V264H37ZM42 262H43V260H42ZM41 262V263H42ZM48 262V261H47ZM113 262V261H112ZM164 263H165V261H163ZM179 262H181V260H179ZM262 262H260L259 264H261ZM40 263V264H41ZM55 263V262H54ZM60 263H62V262H60ZM93 263H96V261H95V259H94V262ZM109 263H111V262H109ZM114 263V262H113ZM161 263V262H160ZM173 263V262H172ZM175 264H177L176 263V261L174 262ZM15 264V263H14ZM32 264V263H31ZM33 264H35V262L33 263ZM63 264V263H62ZM86 264V263H85ZM91 264V263H90ZM167 264V263H166ZM181 264V263H180ZM212 264V263H211ZM216 264V263H215ZM263 264H264V262H263Z\"/></svg>",
    "mask_w": 264,
    "mask_h": 264
},
{
    "label": "built area",
    "instance_id": "built-area-1",
    "mask_svg": "<svg viewBox=\"0 0 264 264\" xmlns=\"http://www.w3.org/2000/svg\"><path fill=\"white\" fill-rule=\"evenodd\" d=\"M179 147H180L179 143L175 141L172 143L170 148L173 152L176 153V152H179V149H180Z\"/></svg>",
    "mask_w": 264,
    "mask_h": 264
}]
</instances>
